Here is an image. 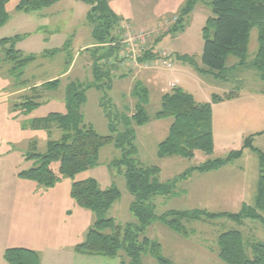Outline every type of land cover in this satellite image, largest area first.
Segmentation results:
<instances>
[{"label": "rangeland", "instance_id": "374dc122", "mask_svg": "<svg viewBox=\"0 0 264 264\" xmlns=\"http://www.w3.org/2000/svg\"><path fill=\"white\" fill-rule=\"evenodd\" d=\"M20 1L10 0L7 4L10 18L0 27V41L4 37L21 34L14 48L21 50L23 57L36 58L19 70L21 74H14L11 71L14 63L7 59L0 44V264H10L4 253L11 247L35 248L40 254V264H129L130 258L124 249L115 257L76 252L75 247L85 241L97 216L94 211L81 207L70 194L73 182L79 180L96 179L103 189L115 186L121 191V197L109 209L106 217L113 218L123 226L137 224L138 220L130 208L135 197L127 187V165L114 163L122 157V150L115 144L104 146L95 165L75 177L61 176L54 187L49 188L32 180L28 184L20 183L18 171L41 164L38 159H24V156L30 152L45 153L48 142L60 140L63 134L57 127L26 132L22 126L28 125L34 118H42L53 112L66 113L67 88L70 83L76 82L91 85L86 91V102L81 107L84 121L91 124L99 134L109 135L110 119L106 113L113 118L117 128L122 130L124 123L119 116L132 121V115L139 104L135 87L146 88L148 93L145 105L150 120L142 125H133L136 151L130 156L142 166L160 167L162 182L174 181L188 168L198 166L208 159L224 157L231 149L217 148L211 155L199 150L191 159L159 156L158 146L168 136L173 118L157 119L155 114L161 107L163 94L172 89L169 83L177 82L178 86L192 93L199 102L211 100L212 93H241L244 103L256 96L258 100L251 101L256 105L255 111L264 113V93L260 92L264 90V80L253 66L259 46L258 29L253 28L250 34L247 64L232 68L238 59L230 55L226 71L229 80L224 81L216 79L212 73H200L196 68H204L203 29L207 19L214 15L211 0L197 4L196 10L184 18L183 25L170 32L168 29L171 25L172 29L178 20L185 0H115V4L123 10H133V23L123 20L121 26L131 24L136 29L152 32L146 38L145 47L149 50L157 46L159 60H154L155 63L152 61L150 67L131 63L134 57L144 55L140 52L142 45L136 46V53L126 48L122 50L121 54L124 55H121V59L130 64L112 66L111 63L116 61L115 56L109 61L101 60L100 56H104L109 47L101 45L92 37L93 27L88 20L90 5L87 2L60 0L52 8H44L41 12H21L16 10ZM47 11L52 22L49 27H43L48 20L45 14ZM120 32L124 40L126 34L122 30ZM213 36L214 32L211 34ZM165 51L171 52L170 68L161 61ZM184 56L189 58L185 59ZM190 58L196 67L190 63ZM96 66L99 68V77L94 73ZM54 79L61 81L55 90H46L40 85L37 92L31 90V86L36 83L43 84ZM23 88L26 89L16 93ZM24 94L34 95L39 105L31 112L19 116L18 113H25L17 106L20 96ZM8 113H14L17 117L11 120ZM258 117L253 122L257 120L262 127L254 126L256 123H253L252 131L264 129V120ZM252 131H248V134ZM33 137L38 141V146L32 151L27 149V145ZM261 139L256 138L255 145L264 151L260 145ZM240 146L232 148L239 149ZM257 158L255 151L247 149L237 165L247 168L248 177L253 173L258 177ZM51 167L56 173L59 172V162L52 163ZM195 175L193 179L197 178L193 181L191 177L186 182H175L172 195L154 197L150 203L155 213L161 215L169 209L194 208L232 213L241 210L242 204L237 205V200H242L244 194H236L238 187L231 192V200L225 202L209 191L197 194L193 190L197 186L207 188V184H213L208 178L202 180L199 172ZM185 225L189 231L187 236L173 231L163 221L156 220L145 229L141 237L147 236L159 242L162 255L175 264H228L218 256V236L228 230H240L245 240L264 242V224L259 220L246 219L239 222L227 216H219L214 219L188 220ZM248 254L252 256V251L248 250ZM141 261L143 264H159L149 251L142 252Z\"/></svg>", "mask_w": 264, "mask_h": 264}, {"label": "trees", "instance_id": "16d2710c", "mask_svg": "<svg viewBox=\"0 0 264 264\" xmlns=\"http://www.w3.org/2000/svg\"><path fill=\"white\" fill-rule=\"evenodd\" d=\"M10 0H0V27L9 21L10 14L7 4ZM60 0H21L16 6L18 11L35 12L50 7ZM90 5L88 20L92 25V34L101 45L108 46V52L101 55V60L109 61L113 56L117 61L112 66L122 64L121 52L125 48L122 43L121 22L124 20L110 8L108 0H83ZM206 0H186L181 7L178 20L168 32L178 30L183 25L185 17L189 16L200 2ZM214 15L207 19L204 27L205 45L203 50L204 68L196 67L194 60L189 59L200 73H212L215 77H225L228 69L227 59L230 55L238 59L235 66L245 65L249 57L250 34L253 28L258 29V51L253 60V66L260 72L264 80V0H211ZM116 26L119 27L117 31ZM117 31V32H116ZM212 32L214 36L211 37ZM21 35L4 37L0 44L3 46L7 59L14 63L12 72L18 74L19 70L35 60V56L23 57L21 50L14 48L15 41ZM55 52V51H54ZM159 54L152 47L144 52L140 62L157 60ZM184 58H189L184 56ZM95 65H97L95 63ZM95 76L99 77V68H95ZM19 74H21L19 72ZM60 79H54L40 85L46 90H55L60 86ZM91 85L72 82L67 88V112H53L42 118H34L29 127L35 130H52L57 127L63 131L60 140H50L45 153L30 152L27 159H38L39 166L24 169L18 173L19 177L32 180L46 187H54L61 176L75 177L96 164L100 150L108 145L115 144L123 152L122 157L114 163H125V173L128 190L135 200L131 203V211L136 216L137 224L120 225L106 213L121 197V191L113 186L103 189L96 179L75 181L72 184L71 196L84 208L96 213L97 220L87 232L85 241L77 244L76 252L84 254H99L115 257L124 249L130 258L129 264H143L141 254L149 251L158 260L159 264H175L162 255V245L147 236L141 237L145 229L156 220L163 221L175 232L188 235L185 225L188 220L214 219L227 216L239 222L246 219L259 220L264 224V152L253 146V139L249 137L244 147L254 149L259 157V178L257 190L252 205L243 204L237 213L212 212L206 208L169 209L157 215L150 201L156 196H170L174 193L175 182L187 178L192 172H209L216 170L240 158L243 149L231 151L225 157L208 159L198 166L185 170L174 181L162 182L160 180L161 168L158 166H142L130 154L136 151L134 144V124L142 125L150 120L146 108L147 89L135 87V94L139 97V104L132 115V121L120 117L124 123L122 130L117 128L108 113L111 134L101 135L95 128L84 121L81 112L86 102V91ZM93 86V85H92ZM100 87L99 85H96ZM39 86L31 88L38 91ZM236 96L235 92L223 95L213 94L211 101L199 102L195 96L181 86L175 85L170 91L163 94L161 107L155 118L172 117L173 122L169 128L168 136L158 146L160 157L179 156L191 159L197 151L213 154L215 150L213 104ZM103 104V101H101ZM39 105L34 95L20 96L17 106L25 112H31ZM127 145H129L127 147ZM36 149L33 147L32 151ZM59 162V172L51 167L52 163ZM218 256L228 264H264V242L245 240L240 230H228L218 236ZM252 251V256L248 254ZM10 264H40V254L30 248L11 247L4 253Z\"/></svg>", "mask_w": 264, "mask_h": 264}, {"label": "crops", "instance_id": "0c3cea01", "mask_svg": "<svg viewBox=\"0 0 264 264\" xmlns=\"http://www.w3.org/2000/svg\"><path fill=\"white\" fill-rule=\"evenodd\" d=\"M108 3H109L110 8L114 11V13L116 15H118L119 17L123 18L126 21L132 22L131 19H134V16L132 14L133 13L132 9L131 10H123L122 8L117 6V4H115V0H108ZM54 5H52V6H54ZM52 6L47 7V8L48 9L52 8ZM131 7H132V4H131ZM195 10H196V8H195ZM195 10H193V11H195ZM9 14H10V12H9ZM42 14H44V13H42ZM45 14H46V17L48 20H46L44 22L43 27H49L51 25V22H52L51 16H50V13H48V11ZM92 37H93V34H92ZM90 45H94V44H90ZM84 48H86V47L84 46ZM154 48H155V51L159 52V50L157 49V46ZM157 60H155V61H157ZM155 61H154V63H155ZM235 65H233L232 68L236 69L239 66H244V65H239V66H235ZM120 66H123V63L122 64L120 63ZM125 67H127V66H125ZM215 78L221 79L224 81L229 80L226 73H225V77H222V78L215 77ZM41 84L42 83L39 82V83H36L35 85H33L31 87L39 86ZM175 85H179V84L177 82H174V81H171L169 83V86L171 88H173ZM25 89L26 88L20 89L16 93H21ZM260 92L264 93V90H262ZM226 93H228V92H226ZM213 94H217V93H212L211 98H212ZM242 98H243V95L241 93H239V94L237 93L236 96L233 97L232 99H228V100L213 104V125H214V138H215V150L214 151H216L217 148H221L222 150L231 149L230 152L234 151V150L243 149L242 156L240 158L236 159L235 161H233L229 164H226V165H224V166H222L216 170H212L209 172L194 171L187 178L182 179L181 181L186 182L191 177H192L191 181H193L197 178L196 177L193 179V177L196 176L195 174L197 172H199L200 173L199 176L202 177V180L205 178H208L207 180L210 181L213 184V186H210L208 184L206 185L207 188L197 186L196 188L193 189V190H196L197 194H200L203 191H206V192L209 191L210 193H214L215 196H219L223 201L225 200V202H226L230 199L229 197H230V195H232L231 192L235 189V187L236 188L238 187L236 194L240 195V193H242V195L244 194V197L242 198V200L240 198H239L240 200H237V205H241V204L243 205L245 203L252 205L254 203V201H252L253 197L255 199V195H256L257 182H258L259 176L256 177V175L253 173V175L251 177H248L247 175H249V173H248L247 168L245 166L239 167L237 164H239V162H241V159L243 158L245 151L247 149L255 151L254 149H252L250 147H244V143H245L247 138L252 137L253 146L259 150H261V148H258L255 145L256 138H263L260 141V145H262V147L264 148V129L263 130H256V131L251 130V128L253 127V123H256V125H254V126H258L259 128L262 127L259 124V122H257V120H256V122H253V121H255L254 120L255 118H259L258 115L261 116V120L262 119L264 120V113H257L255 111L256 105H254L251 101L256 100V99L258 100V98L256 96H254L253 98H249L246 103L243 102L244 100H242ZM209 101H211V100H205L202 102H209ZM219 109L221 110L220 113L218 112ZM225 109H226V112H223V110H225ZM228 110H229V112H228ZM18 114H19V116L25 115V113H18ZM8 116L11 120H14V117H17L16 114L14 115V113H8ZM233 125H235V126H233ZM22 127H23V130L26 132H29L31 130L35 131V129H31L29 127V124L23 125ZM248 131H252V132H250L248 134ZM34 138L35 137H33L29 140L28 145H27L28 150L33 149V147H35V145L37 148L38 141ZM240 144H241V146L239 149L232 148V147H237ZM261 151L264 152L263 150H261ZM24 159H27V157L24 156ZM257 164H258V173H259V157L257 158ZM255 166L257 167V165H255ZM19 172L20 171H18V173ZM19 178H20V181H19L20 183L28 184L27 182H30V180L23 179L21 177H19ZM198 181H200V178L198 179ZM36 186H38V185H36ZM216 198H218V197H216ZM251 201L253 202L252 204H251ZM242 205H241V207H242ZM206 209H208V208H206ZM31 249L34 250L35 248L31 247Z\"/></svg>", "mask_w": 264, "mask_h": 264}, {"label": "built area", "instance_id": "2783aa9c", "mask_svg": "<svg viewBox=\"0 0 264 264\" xmlns=\"http://www.w3.org/2000/svg\"><path fill=\"white\" fill-rule=\"evenodd\" d=\"M121 30L124 32V34H126V38L122 41V43L125 45L124 47L126 49H129V51L136 53V46L142 45L140 52L144 54V52L146 51V47H145L146 38L150 37L152 32L151 31L148 32L147 30L136 29L134 26L132 27L131 24L121 26ZM164 54L165 55H163L162 58L160 57L161 61H163V63L167 67L169 68L172 67L171 52L166 53L165 51ZM121 55H124V53ZM140 56L134 57L131 63L134 65H143V67H150L152 65L153 63L152 61L140 62L139 60L141 58ZM123 64H130V63H124L123 61Z\"/></svg>", "mask_w": 264, "mask_h": 264}]
</instances>
